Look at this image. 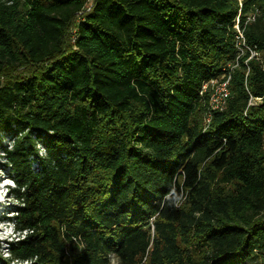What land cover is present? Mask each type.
Segmentation results:
<instances>
[{"label": "trees", "instance_id": "1", "mask_svg": "<svg viewBox=\"0 0 264 264\" xmlns=\"http://www.w3.org/2000/svg\"><path fill=\"white\" fill-rule=\"evenodd\" d=\"M85 1L0 0L17 232L0 264L264 257V0H92L76 23ZM237 16L259 58L205 124L198 91L235 57Z\"/></svg>", "mask_w": 264, "mask_h": 264}, {"label": "built area", "instance_id": "2", "mask_svg": "<svg viewBox=\"0 0 264 264\" xmlns=\"http://www.w3.org/2000/svg\"><path fill=\"white\" fill-rule=\"evenodd\" d=\"M92 5V0H86L85 4L81 8V10L78 11L75 22L78 23L79 20L82 19V16L85 12L89 11ZM248 18H252V16H248ZM234 28L236 30V36L234 38V45L236 51V55L233 59L227 61L224 66H222V72L217 77H211L208 79H205L202 81L200 89H199V95H207V111L204 114V123L207 124L211 117V111L215 110H222L227 100L229 99L231 91L229 88V83L231 79V75L233 70L238 66L239 61L241 57L248 52V56L245 63L250 58H259V51L251 45H249L245 40V35L243 34V31L238 26V16L236 17ZM76 27H73L70 33V39L74 40L76 37ZM261 97H255L251 98L249 100L250 104H254L257 101H260ZM39 153L42 154L43 148L39 144Z\"/></svg>", "mask_w": 264, "mask_h": 264}, {"label": "rangeland", "instance_id": "3", "mask_svg": "<svg viewBox=\"0 0 264 264\" xmlns=\"http://www.w3.org/2000/svg\"><path fill=\"white\" fill-rule=\"evenodd\" d=\"M1 80L2 78H0V81ZM2 161L3 159L1 158V153H0V177L4 175H8V178L2 179V181H0V253L2 255H6L7 242L16 239L14 234L10 233L11 225L8 222H6V218L14 213L12 210L14 209V205L16 204V201L15 199L11 198L10 196L8 197V195L5 194L7 193L6 192L7 185H5L4 182L9 180L10 183L12 182L10 179L11 172L9 171L8 166L4 165ZM263 261H264V257L262 255L259 256L257 255V257L253 259V261L252 260L247 261L245 264H261ZM111 262L114 263L115 260Z\"/></svg>", "mask_w": 264, "mask_h": 264}, {"label": "clouds", "instance_id": "4", "mask_svg": "<svg viewBox=\"0 0 264 264\" xmlns=\"http://www.w3.org/2000/svg\"><path fill=\"white\" fill-rule=\"evenodd\" d=\"M10 181V180H9ZM11 182L12 183H10V184H8L7 186H11V187H13L14 186V184H13V181L11 180ZM6 186V187H7ZM7 194V193H6ZM9 196V195H8ZM7 222V221H6ZM10 225H11V228L13 229V233L12 234H14V236L16 237V235H17V232L14 230V228H13V225H12V223L11 222H8Z\"/></svg>", "mask_w": 264, "mask_h": 264}]
</instances>
